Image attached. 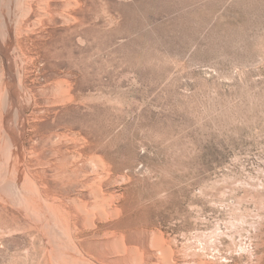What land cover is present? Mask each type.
<instances>
[{
  "label": "rangeland",
  "instance_id": "rangeland-1",
  "mask_svg": "<svg viewBox=\"0 0 264 264\" xmlns=\"http://www.w3.org/2000/svg\"><path fill=\"white\" fill-rule=\"evenodd\" d=\"M0 264H264V0H0Z\"/></svg>",
  "mask_w": 264,
  "mask_h": 264
}]
</instances>
